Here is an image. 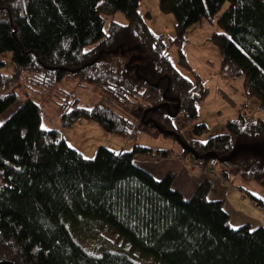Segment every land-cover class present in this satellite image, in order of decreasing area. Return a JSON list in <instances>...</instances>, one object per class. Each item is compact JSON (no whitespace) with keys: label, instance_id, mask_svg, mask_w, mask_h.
Segmentation results:
<instances>
[{"label":"trees","instance_id":"16d2710c","mask_svg":"<svg viewBox=\"0 0 264 264\" xmlns=\"http://www.w3.org/2000/svg\"><path fill=\"white\" fill-rule=\"evenodd\" d=\"M158 3L174 17L173 38L148 27L137 9L139 0H0V53L10 52L14 63L12 74H0V116L17 100L10 88L21 73L42 91L71 76L80 86L93 85L103 100L83 107L58 89L62 126L84 117L133 139L136 123L142 122L179 140L175 150L153 152L142 144L117 152L97 147L87 158L58 129L42 128L40 107L25 100L0 121L3 259L14 264L142 263L113 251L86 252L73 239L71 225L95 221L153 264H264V225L231 227L222 200L206 198L209 179L187 198L172 186L175 171L155 176L133 161L137 153L166 157L179 151L206 165L224 161L243 181L254 180L264 189V119L239 109L226 121L224 133L204 141L182 140L170 112L178 106L177 113L196 119L207 89L198 75L181 73L180 68H190L179 50V67L169 56L172 46L179 49L189 25L211 21L218 13L220 30L209 39L219 49L220 72L241 78L246 97L264 108V0ZM117 11L125 23L111 20L104 31V17ZM119 47L128 51L127 57L112 52ZM130 55L137 56L132 63ZM205 130L202 122L193 126L197 134Z\"/></svg>","mask_w":264,"mask_h":264},{"label":"rangeland","instance_id":"374dc122","mask_svg":"<svg viewBox=\"0 0 264 264\" xmlns=\"http://www.w3.org/2000/svg\"><path fill=\"white\" fill-rule=\"evenodd\" d=\"M137 9L154 33L162 34L168 38L175 36L174 17L172 13H164L160 10L158 0H139ZM217 14L211 21L204 18L189 25L183 34L179 49L176 46L169 49L171 61L177 67H179L178 50L183 54L190 69L180 68L181 73L187 78L192 77V73L198 75L207 89L206 96L197 104L196 119L188 120L182 113H176L172 119L174 128L184 141L192 138L204 141L210 136L224 133L226 131V121L235 118L239 109L264 119V108H260L254 98L246 97L242 89L241 78L225 77L220 72L221 55L217 46L209 39L212 32H219L220 30L216 23ZM111 20L119 23H125L126 21L122 12L117 11L104 17V31H106L107 23ZM122 53L125 56L128 55V51L123 50ZM135 58L137 56L130 55L129 60L131 63L135 61ZM13 70L14 63L10 52L0 53V74H12ZM10 89L16 93L17 100L1 114L0 121L16 110L25 100L31 99L40 107V126L47 129H58L66 143L84 157H93L97 147H105L115 152L120 149L130 150L134 144L149 146L153 149V152L157 148L175 150L179 147V140L176 137L163 136L157 130L147 128L142 122L136 123L138 134L133 139H123L115 133L104 130L95 120L84 117L77 118L70 125L62 126L58 106L63 97L58 89L71 93L78 99V105L83 107H90L99 100H103L97 88L89 84L80 86L78 81L71 76L63 78L55 87L42 91L23 72ZM0 93H2L1 88ZM199 122L204 123L207 130L197 134L193 131V126ZM177 153L180 152L176 151L166 157L137 153L133 156V161L150 170L155 176H161L162 171L167 168L176 170L178 175L182 173L184 178L195 176L190 173L189 168L186 166L185 171L182 167L177 166L181 162L175 158ZM254 156L257 157L259 154L255 153ZM208 166L213 168L215 172H201L195 177L199 182L204 178L211 179V186L206 193V198L209 200L210 198L213 200L224 199L223 208L230 215L229 224L236 228L245 221L247 222V220L252 221L251 223L262 222L264 212L253 204L248 193L264 200V189L254 180L243 181L237 169L227 165L224 161H215ZM223 171L227 174V178L224 181L222 180L224 185L221 184V181L217 183L212 180L215 174ZM219 178L222 179V177ZM174 179L173 181L176 182L177 177L175 176ZM190 179L192 180V177ZM173 185L174 183H172ZM177 185H180V183ZM235 191L242 194L246 201H243ZM185 193L184 195L187 197L188 195ZM71 230L73 239L90 254L100 255L104 251H113L125 254L131 259L134 257L144 264H153L151 257L146 258L132 251L129 244L120 239L113 229L95 221L86 222L82 226L71 225ZM0 259H3L1 255Z\"/></svg>","mask_w":264,"mask_h":264},{"label":"crops","instance_id":"0c3cea01","mask_svg":"<svg viewBox=\"0 0 264 264\" xmlns=\"http://www.w3.org/2000/svg\"><path fill=\"white\" fill-rule=\"evenodd\" d=\"M195 159H198V158H196V157H194ZM177 166H179V167H182L183 168V170L185 171V166L188 168V166L185 164V163H183V162H180V164H177ZM174 171V170H171V168H167V169H164L163 171H162V173L164 174V173H166L167 171ZM175 172H176V177H177V180H176V182H174L173 181V183H174V185H173V187L174 188H176V189H178L180 192H182V194L184 195V193L185 194H187L188 196H187V198L193 193V191L195 190V188L197 187V185L199 184V181H197V177H195V176H198V175H195V176H188V177H185L184 178V176H183V174L181 173V174H179L178 175V173H177V171L175 170ZM162 174V175H163ZM221 175V176H220ZM190 177H192V180L190 179ZM214 178H212V180H214V181H216L217 183H220V181L222 182V180L224 181V179H226L227 178V174H226V172H221V173H219V174H215V176H213ZM219 177H222V179L221 178H219ZM211 178V177H210ZM205 179V178H204ZM207 179H209V178H207ZM175 180V179H174ZM210 181H211V179H209ZM212 182V181H211ZM227 182V181H226ZM180 183V185H177V184H179ZM221 184H223L224 185V183L222 182ZM177 185V186H176ZM187 186V187H186ZM240 186V185H239ZM240 188V187H239ZM235 193L236 194H238L236 191H235ZM248 193V192H247ZM239 196H241V199L243 200V201H246V199L242 196V194H238ZM185 196V195H184ZM186 197V196H185ZM211 200H213L212 198H210ZM218 199H221L222 200V202H224V199L223 198H218ZM256 199L257 200H261V199H258L257 197H256ZM252 200V199H251ZM226 211V210H225ZM227 212V211H226ZM228 213V212H227ZM229 214V213H228ZM229 217H230V215H229ZM263 221L261 222V221H257L256 223H251L252 221H249V220H247V222L245 221V223H247V224H249L251 227H257V226H260V225H264V218L262 219ZM245 223H242V224H245ZM242 224H240V225H242ZM239 225V226H240ZM230 226H231V224H230ZM232 227V226H231Z\"/></svg>","mask_w":264,"mask_h":264},{"label":"built area","instance_id":"2783aa9c","mask_svg":"<svg viewBox=\"0 0 264 264\" xmlns=\"http://www.w3.org/2000/svg\"><path fill=\"white\" fill-rule=\"evenodd\" d=\"M175 158L183 163H186L192 175H199L201 172H215L214 169L206 165L202 159H194L190 156H184L181 153H177ZM252 202L254 205L258 206L262 212H264V204H261L257 199H252Z\"/></svg>","mask_w":264,"mask_h":264},{"label":"water","instance_id":"95a60500","mask_svg":"<svg viewBox=\"0 0 264 264\" xmlns=\"http://www.w3.org/2000/svg\"><path fill=\"white\" fill-rule=\"evenodd\" d=\"M117 51H120L122 53L123 49H121V47H119V48L112 50L113 53H116ZM136 68H137V64H136ZM166 105H167V103H166ZM177 110H178V106H176L175 111L173 113L170 112V114L172 116H174L177 113ZM197 158H200V157H197ZM0 264H14V263L9 261V260H6V259H0Z\"/></svg>","mask_w":264,"mask_h":264},{"label":"bare ground","instance_id":"6f19581e","mask_svg":"<svg viewBox=\"0 0 264 264\" xmlns=\"http://www.w3.org/2000/svg\"><path fill=\"white\" fill-rule=\"evenodd\" d=\"M198 159H201V158H198Z\"/></svg>","mask_w":264,"mask_h":264}]
</instances>
